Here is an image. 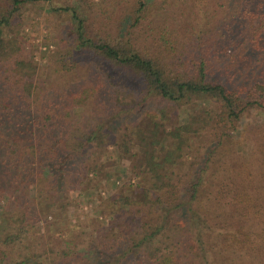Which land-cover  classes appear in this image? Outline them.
I'll return each instance as SVG.
<instances>
[{"label":"trees","instance_id":"trees-1","mask_svg":"<svg viewBox=\"0 0 264 264\" xmlns=\"http://www.w3.org/2000/svg\"><path fill=\"white\" fill-rule=\"evenodd\" d=\"M39 1L0 0V264H264L262 129L237 148L245 120L264 127V0L48 5L68 15L73 41L35 79L12 32ZM92 147L93 160H80ZM106 147L113 163L97 161ZM107 166L129 178L121 194L112 171L98 180ZM88 174L97 191L111 181V213L78 251L62 231L71 213L62 188L71 177L76 198L92 196ZM211 179L234 207L214 244L200 206Z\"/></svg>","mask_w":264,"mask_h":264},{"label":"rangeland","instance_id":"rangeland-1","mask_svg":"<svg viewBox=\"0 0 264 264\" xmlns=\"http://www.w3.org/2000/svg\"><path fill=\"white\" fill-rule=\"evenodd\" d=\"M68 0H42L38 3L28 4L23 7L13 20V30L12 35L16 33L22 39L27 60L33 63L37 67L36 78L39 79V74L43 71L44 66L51 63L50 54H52L58 46L67 45L68 48L72 46L73 33L71 31V24L68 15L65 13H52L47 12V7H63L66 6ZM214 77L220 76L226 78L228 75L224 70H214ZM53 81H60L59 78L53 77ZM36 85V80L35 83ZM158 106V103L150 100L149 108H154ZM213 103H210V108H213ZM194 111V106L191 105L187 107L181 114H191ZM135 120L132 118L127 120ZM245 127L247 126L248 132L244 140L237 146L239 152H246L258 141L260 133L258 127L264 132V127H262V120L258 116H252L251 121H244ZM94 148H88L83 156H80V160L89 159L91 162L94 158L93 156ZM113 147H106L104 151L96 154L98 162H105L106 158L110 159L108 163H113V155L111 154ZM95 156V157H96ZM108 156V157H107ZM226 161V160H224ZM112 171V172H111ZM111 172V181L117 176L116 187L113 188L114 194H121L123 190L127 187L129 178L123 177L121 173H113L110 167H106L104 171L101 172V180L104 178L106 173ZM92 174V173H91ZM88 174L86 179H92V183L89 184L86 192H94L92 196H87L85 192H81V197L76 198V193L72 189L78 187L77 181L75 179L69 178L67 184L62 188L65 189L69 196L71 202V213L68 216L66 224L63 227L64 236L70 237L72 245L78 251L86 250L88 243L95 237L97 230L105 227L109 223V215L111 213V208L108 207L107 202V191L111 189V181L109 180L106 184L104 181L99 184L98 191L94 190L95 181L94 177ZM122 175V176H121ZM93 177V178H92ZM131 177V175H130ZM143 184L149 185L150 180L148 178L143 179ZM36 194L41 196L42 181L38 179L36 181ZM96 192V194H95ZM76 198V199H75ZM89 200L87 202H83ZM200 206L203 209L205 216L208 218V223L211 227L213 236L208 244H214L220 238V236L225 232L226 222L231 217L234 207L228 199L223 196L221 188L218 182L211 179L203 190L200 196ZM69 227V229H67ZM42 233V232H40ZM62 233V232H61ZM94 233V235H93ZM3 238V235L0 237ZM121 243L118 244L120 246ZM120 250V249H119ZM232 258H227L224 264H232ZM212 264V263H211Z\"/></svg>","mask_w":264,"mask_h":264}]
</instances>
